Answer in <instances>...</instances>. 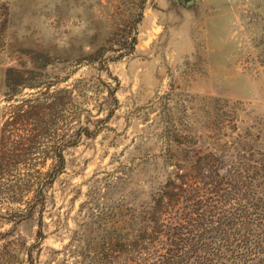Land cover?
I'll use <instances>...</instances> for the list:
<instances>
[{"label":"rangeland","instance_id":"obj_1","mask_svg":"<svg viewBox=\"0 0 264 264\" xmlns=\"http://www.w3.org/2000/svg\"><path fill=\"white\" fill-rule=\"evenodd\" d=\"M0 264H264V0H0Z\"/></svg>","mask_w":264,"mask_h":264},{"label":"trees","instance_id":"obj_2","mask_svg":"<svg viewBox=\"0 0 264 264\" xmlns=\"http://www.w3.org/2000/svg\"><path fill=\"white\" fill-rule=\"evenodd\" d=\"M134 44H135V37H131L130 42H129L130 47H133ZM21 106L18 105L17 107H21ZM17 109H20V108H17ZM21 110H19L17 113H15V115H18V117L12 119L13 120V123L20 122L21 119H23V114H21L22 113ZM61 147L58 146V147H56V150H55V154H56L55 155V159H54V162L56 164L55 167H59L60 166V163L63 160L62 148ZM29 207L31 208V205Z\"/></svg>","mask_w":264,"mask_h":264},{"label":"water","instance_id":"obj_3","mask_svg":"<svg viewBox=\"0 0 264 264\" xmlns=\"http://www.w3.org/2000/svg\"><path fill=\"white\" fill-rule=\"evenodd\" d=\"M193 1H194V0H185V2H186L188 5L192 4Z\"/></svg>","mask_w":264,"mask_h":264}]
</instances>
